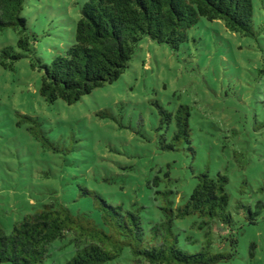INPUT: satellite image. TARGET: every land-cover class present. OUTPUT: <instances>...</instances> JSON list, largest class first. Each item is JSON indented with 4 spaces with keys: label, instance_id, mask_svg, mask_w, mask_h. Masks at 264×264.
<instances>
[{
    "label": "rangeland",
    "instance_id": "rangeland-1",
    "mask_svg": "<svg viewBox=\"0 0 264 264\" xmlns=\"http://www.w3.org/2000/svg\"><path fill=\"white\" fill-rule=\"evenodd\" d=\"M86 1L27 0L23 16L38 36L36 48L45 62L72 44ZM253 5L254 36L201 18L177 51L143 38L116 81L71 105L42 99L41 73L28 59L18 60L14 71L0 66V224L6 233L55 194L73 211L90 209V200L79 197L83 187L126 207L142 203L146 218L157 219L153 177L166 179L169 165L171 177L189 195L195 176L208 167L211 175L220 170L228 175L233 202L240 199L258 213L252 225L236 215L244 224L238 253L217 264H264V0ZM16 40L12 30L0 32V50ZM157 101L168 110L190 108L194 155L183 143L175 151L159 148L164 129L157 131ZM101 112L113 118H102ZM19 114L37 118L66 153L43 150L26 131L28 123L16 125ZM67 239L53 244L45 264H64L71 257ZM126 251L108 264H133Z\"/></svg>",
    "mask_w": 264,
    "mask_h": 264
},
{
    "label": "trees",
    "instance_id": "trees-1",
    "mask_svg": "<svg viewBox=\"0 0 264 264\" xmlns=\"http://www.w3.org/2000/svg\"><path fill=\"white\" fill-rule=\"evenodd\" d=\"M27 0H0V32L12 30L15 46L0 50V66L14 71L15 63L26 58L32 70L41 73L39 94L47 104L61 100L68 105L105 84L116 81L129 67L143 38L177 51L189 39L188 31L201 18L219 20L241 36H254L253 0H88L80 8L74 38L67 49L49 62L39 56L38 36L23 16ZM158 146L175 151L191 145L190 108L180 104L168 110L158 101ZM100 117L113 118L101 112ZM16 125L28 123L26 131L43 150L65 154L42 129L41 122L19 114ZM169 134L167 136L166 134ZM67 151V150H66ZM154 176L159 200L158 218H146V207L134 202L130 207L112 203L86 187L79 197L90 200V209L73 211L55 194L31 213L12 223L6 233L0 224V264H45L56 241L71 246L64 264H108L126 251L133 264H217L232 260L238 253L239 235L244 224L256 223L257 212L232 200L230 179L225 172L211 175L209 168L198 173L189 195L171 177L170 166ZM162 185V186H160ZM147 220V221H146ZM224 230L225 235L216 233Z\"/></svg>",
    "mask_w": 264,
    "mask_h": 264
}]
</instances>
